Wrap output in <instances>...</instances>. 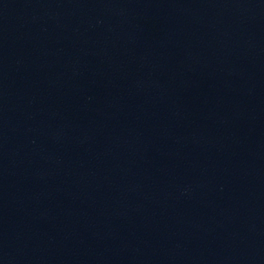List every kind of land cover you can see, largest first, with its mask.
Returning <instances> with one entry per match:
<instances>
[{
  "label": "water",
  "instance_id": "1",
  "mask_svg": "<svg viewBox=\"0 0 264 264\" xmlns=\"http://www.w3.org/2000/svg\"><path fill=\"white\" fill-rule=\"evenodd\" d=\"M0 264H264V0H0Z\"/></svg>",
  "mask_w": 264,
  "mask_h": 264
}]
</instances>
